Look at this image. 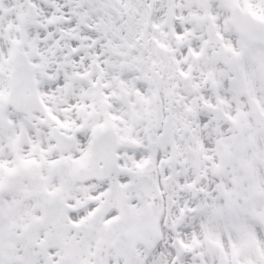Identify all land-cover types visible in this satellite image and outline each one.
Masks as SVG:
<instances>
[{
  "label": "snow or ice",
  "instance_id": "obj_1",
  "mask_svg": "<svg viewBox=\"0 0 264 264\" xmlns=\"http://www.w3.org/2000/svg\"><path fill=\"white\" fill-rule=\"evenodd\" d=\"M0 264H264V0H0Z\"/></svg>",
  "mask_w": 264,
  "mask_h": 264
}]
</instances>
